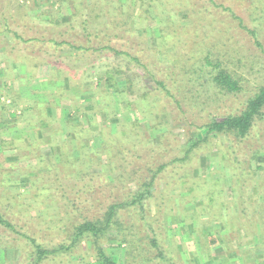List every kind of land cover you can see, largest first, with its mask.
I'll use <instances>...</instances> for the list:
<instances>
[{
  "label": "trees",
  "instance_id": "trees-1",
  "mask_svg": "<svg viewBox=\"0 0 264 264\" xmlns=\"http://www.w3.org/2000/svg\"><path fill=\"white\" fill-rule=\"evenodd\" d=\"M11 1L0 0V37L7 43L3 46L5 53L16 54V58L24 66V61L28 60L31 70L41 68L54 77H62L63 70L76 67L81 62H87V58H92L94 65H89L90 68L87 66L86 70L99 69L97 86L104 79L109 88L112 86L109 83L112 77L123 76L127 93L131 95L135 89H139V98L144 105L157 104L156 115H164L169 122L174 123L184 119L186 115L197 113L201 120L200 124L194 125L197 132L195 139L190 140L187 148L180 154L178 151L172 152L168 142L160 143L158 147L148 145L134 137L128 125L123 124V132L119 134L120 144L116 145L113 138L108 137V133L102 140L105 148L115 152L116 162L109 158L108 164L97 171H92V166H87L85 162L80 167L66 162L58 163L59 165L48 163L52 181L60 190L65 214L57 231L50 234L53 238L46 239L49 235L48 228L38 230L23 221H15L12 218V204H0V233L20 237L32 247V253L24 264H186V261L177 259L173 251L166 252L162 248L158 235V229L164 226V215L161 214L167 212L171 203H174L177 196L172 195V191L175 186L180 187L182 182H189L184 172L189 155L205 154L204 147L210 145V138L219 136L226 137L229 148L220 144L219 148L213 149L223 154L227 167L232 170L234 185L231 192L234 201L229 212L222 209L210 221L219 219L227 235L229 233L239 237L242 232L241 239L244 241H240L241 244H260L261 234L264 235V205L261 203L264 196V156L260 155L262 148L249 149L246 153L249 160L240 161L237 153L240 148H232L229 137L239 144L252 141L255 126L261 120L264 121V84L254 88L239 102L237 95L245 89V85L244 79L231 68L235 64V56L228 57L230 62L224 61L225 55L217 48V42L214 45L208 44L207 50H202L196 62L191 63L194 58L192 37L186 35L181 43V33H178L179 29L186 33L189 25L177 24L182 16L175 15L185 9L188 20L197 26L200 22L211 26V22H220V18L230 16L237 22L230 23L229 28L223 27V30L221 25L216 28L221 35L219 40L224 39L223 45L227 48L228 42L235 41L232 39L234 34L231 27L236 26L249 38L247 47H253L263 55L264 45L259 29L264 28H248L232 9L216 0H177V3L160 0L164 5L161 17L167 21L165 23L161 19L160 38L168 36L170 40H175L170 42V53L160 51L161 43L149 46L143 36L137 35L139 27H136V18L139 14L135 16L124 5H114L113 0H105V4H100V0H76V3L74 0H56L61 4L74 2L71 14L62 22L53 20L43 24L28 18H17L26 15H23L19 4H14L15 8L11 7ZM249 3L253 7L251 15H256L253 21L264 27V0H250ZM175 4H178L179 11L173 8ZM144 11L146 9L142 13ZM173 11L175 14H172ZM178 16L181 19H177ZM18 23L25 30H33L34 34L24 36L22 31L15 30L13 25ZM172 43L183 46L179 50H173ZM237 45H241L239 40L235 41L234 47ZM229 46V51H234V47ZM64 53L66 54L62 55ZM104 67L107 70L104 71ZM143 78H150L154 87L148 88L142 84ZM201 80H206L205 84L213 89L212 96L207 92L210 88L205 90ZM224 98L232 101L233 108L230 111L226 108ZM251 160L257 164L254 168L252 164L249 165ZM113 165H117L115 170L120 172L114 178H109L108 174V183L107 173L114 170ZM252 171L261 173L263 178L260 183L249 184ZM164 175V188L154 195L158 190L160 176L164 178ZM102 186L110 193L108 196L91 195L97 190L100 192ZM198 187L197 194L207 192L211 204L216 193L214 185L208 187L205 183ZM216 195L219 197L220 191ZM152 196H158L153 204L150 202ZM248 197L254 198L257 203L255 209L246 201ZM178 198L182 196L179 195ZM196 209L194 204L191 209L194 220L189 222L191 230L188 238L190 239L192 232H198L200 245L203 241L205 246H213L219 232L208 233V223L202 216L207 214H194ZM205 212L207 210L204 209ZM134 225L139 230L134 229ZM112 232L118 237L119 245H125L119 262L115 256L107 255L100 247V241ZM142 232L145 233L144 236L147 235L148 243L142 238ZM253 233H257L256 237ZM57 234L66 237V244L51 248ZM93 243V250L89 248V252L80 253L76 259L71 257L80 245L84 244L86 247Z\"/></svg>",
  "mask_w": 264,
  "mask_h": 264
},
{
  "label": "rangeland",
  "instance_id": "rangeland-1",
  "mask_svg": "<svg viewBox=\"0 0 264 264\" xmlns=\"http://www.w3.org/2000/svg\"><path fill=\"white\" fill-rule=\"evenodd\" d=\"M100 1V4L106 3L105 0ZM172 1L177 3V0ZM216 1L232 9L248 28H264L260 23L259 25L258 22L253 21L256 15L252 16L250 13L253 9L249 3L250 0ZM73 3L68 1L61 4L56 0H12L10 5L13 8H15L14 4H19L22 7L23 15L26 16L17 18L21 20L28 18L43 24L47 21L62 22L66 20L72 12ZM112 3L116 6L124 5L135 16L139 14L136 18L138 23H136V27H139V32L136 34L143 36L149 46L161 43L160 51L172 53L170 42L175 40H170L168 36L160 38L161 19L165 23L167 22L166 18L161 17L164 7L162 1L113 0ZM177 6L178 4H175L173 8L178 9L179 6ZM144 9L146 11L142 13ZM172 14L175 12L173 11ZM186 14V10L182 9L175 16H182V19L179 16L177 18L181 19L177 22L180 26L189 25L186 28V33L185 30L181 31L180 29L178 33H181L179 37L181 43L186 35L192 37L194 58L191 63L196 62L200 53L203 52L202 50H207L208 44L214 45L219 42L217 48L221 49L222 54L225 55L224 61L230 62L228 57L235 56V60H233L235 64L231 65V68L244 79L245 89L237 95L239 102L254 88L264 84V55L253 47H247L249 38L244 31L236 26L231 27V32L233 31L234 34L232 39L239 40L241 45L234 47L235 41H231L228 42L226 48L223 45L224 39L219 40L221 35L216 28L221 25L220 28L223 30V27L229 28L230 23L237 21H233L230 16H227L226 19L224 17L219 19L220 22L224 21L222 24L219 21L211 22V26H209L207 23L200 22L197 26L196 23L188 20ZM13 27L15 30L22 31L24 36L34 34L33 30H28L29 28L25 30L21 23L15 24ZM259 30L264 45V30ZM243 37L245 38L243 39ZM202 41L204 42L201 44ZM6 44L3 37H0V204H12L14 213L12 218L15 221H23L38 230L39 228H48L49 235L46 239L53 238L50 234L57 231L61 218L65 215L60 190L52 181V172L48 163L59 165L66 162L80 167L85 162L87 166H92V171H97L102 168L101 166L108 164L109 158L116 162L115 152H110L108 148H105L102 145V140L103 136L108 133V137L113 138L116 145L120 144L121 136L119 134L123 132L124 128L121 126L123 124L128 125V129L131 130L134 137L143 140L148 145L158 147L160 143L168 142L171 145V151H178L179 154L187 148L188 142L196 137L197 132L194 125L197 126L201 123L197 113L191 116L186 115L184 119L171 123L166 116L156 115L157 104L151 103L149 106L143 104L139 98L141 95L139 89H135L133 94L129 95L123 76L112 77L109 81L112 86L110 85L109 88L106 87L104 79L97 86L96 79L99 69L86 70L87 66L90 68L89 65H94L92 58H87V62H81L76 67L71 66L66 71L63 70L62 77H54L53 74L41 68L31 70L28 60L24 61L26 62V66H24V63L18 61L19 58H16V54L5 53L3 46ZM229 44L234 47L232 49L234 51H229ZM172 46L173 50H179L183 44L173 45L172 43ZM105 70L107 68L104 67ZM141 82L148 88L154 87L150 78H143ZM201 82L205 85V90L210 88L207 89V92L209 96H212L213 89L205 84L206 80H201ZM223 100L227 110L230 111L233 108L231 99L224 98ZM253 135L252 141L246 144H239L237 140L229 137L232 148H240L237 152L240 161L249 160L246 154L249 149L262 148L260 155L264 156V121L261 120L257 123ZM227 142L228 140L224 136L211 137L210 145L207 148L204 147L205 154L197 155L199 154L197 153L196 158V155H189L188 163L184 169L189 182L184 180L185 182H182L180 187L174 185L176 188L173 189L172 195L177 197L174 203L168 207L170 209L161 214L164 215V226L158 229L159 242L166 252L173 251L174 256L186 261V264H192L191 260L194 255L204 253L208 247L203 241L200 245L201 240H199L198 232H192L190 239L188 238V232L191 230L189 222L194 220L191 210L194 204L197 208L194 214H207V216L202 215L208 223L206 231L208 233L219 232L215 244L222 242L226 252L230 250L235 253L241 249V247L237 249V244L241 245L240 241H244L241 239L243 238L242 232L239 237L229 233L227 235L226 229L221 225L219 219L210 221L220 210L232 209L231 204L234 201L231 192L234 185L232 170L227 167V161L223 154L217 149H213L219 148L220 144L222 147L229 148ZM86 144L87 146H85ZM75 146L78 147L73 148ZM251 164L253 168L257 165L253 160L250 161L249 165ZM116 166L113 165L114 170L107 173L108 183L109 178H114L120 172L115 170ZM250 173L249 184L260 183L263 178L261 173L256 171ZM165 178V175L164 178L160 176L158 190L154 195L163 190ZM205 183L208 187L214 185V189L211 187L214 192L220 191L219 197L216 193L212 197L211 204H209L207 192L197 194L196 191L199 184ZM109 194L104 186L100 192L97 190L91 193L92 196L102 195L103 197ZM179 195L182 198H178ZM155 197L158 196L150 198L152 204ZM249 198L251 197H248L246 201L255 209L257 203L254 198ZM261 201L264 205V196ZM204 209L207 212L204 213ZM129 217L127 220L131 221ZM162 224L161 221V226ZM134 229L139 230L138 226H135ZM144 234L142 232V238L148 243V237ZM256 234L253 233L255 237ZM262 236L263 234H261V239ZM54 240L55 243L50 245L51 248L66 244V237L63 234H57ZM118 241L114 232L100 241V247L105 250L107 255L115 256L117 262L121 261L125 247L124 244L119 245ZM93 245L94 243L88 244L86 247L84 244L80 245L77 250L73 251L71 257L76 259L80 253L89 252V248L93 250ZM168 247L169 250L166 249ZM257 247L255 245L254 248ZM212 251L221 253V250ZM31 253L32 247L22 238L0 233V264H24L25 259ZM203 262L204 258H201L200 263L205 264ZM219 262L216 263L220 264Z\"/></svg>",
  "mask_w": 264,
  "mask_h": 264
},
{
  "label": "crops",
  "instance_id": "crops-1",
  "mask_svg": "<svg viewBox=\"0 0 264 264\" xmlns=\"http://www.w3.org/2000/svg\"><path fill=\"white\" fill-rule=\"evenodd\" d=\"M261 240L260 244L257 243L259 244L257 248H254L255 244H237V249L239 247H241V249L235 253L230 250L226 252L224 244L218 242L211 248L206 246L207 249L204 253L194 255V258L191 261L192 264H201V258H204L203 263L205 264H217V261H220V264H264V235ZM212 250H221V253L219 251L215 253ZM198 260L199 262H197Z\"/></svg>",
  "mask_w": 264,
  "mask_h": 264
}]
</instances>
